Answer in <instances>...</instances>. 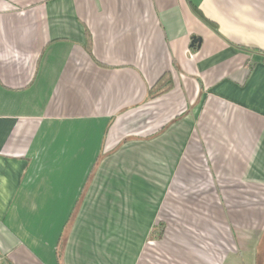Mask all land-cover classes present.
<instances>
[{
    "label": "crops",
    "instance_id": "1",
    "mask_svg": "<svg viewBox=\"0 0 264 264\" xmlns=\"http://www.w3.org/2000/svg\"><path fill=\"white\" fill-rule=\"evenodd\" d=\"M0 264H264V0H0Z\"/></svg>",
    "mask_w": 264,
    "mask_h": 264
},
{
    "label": "trees",
    "instance_id": "2",
    "mask_svg": "<svg viewBox=\"0 0 264 264\" xmlns=\"http://www.w3.org/2000/svg\"><path fill=\"white\" fill-rule=\"evenodd\" d=\"M196 14L204 20L208 25L214 29L217 30L218 27L216 26L215 23L212 21L208 20L206 17H204L201 13V11L197 8H195ZM89 53L91 54V49L88 46ZM174 87V82L172 75L170 73H165L159 80L158 82L149 90V98L153 99L156 97H159L169 91H171Z\"/></svg>",
    "mask_w": 264,
    "mask_h": 264
},
{
    "label": "water",
    "instance_id": "3",
    "mask_svg": "<svg viewBox=\"0 0 264 264\" xmlns=\"http://www.w3.org/2000/svg\"><path fill=\"white\" fill-rule=\"evenodd\" d=\"M197 44H200V40L194 38V39L192 40V46H195V45H197Z\"/></svg>",
    "mask_w": 264,
    "mask_h": 264
}]
</instances>
